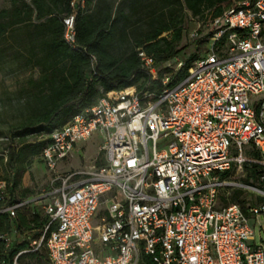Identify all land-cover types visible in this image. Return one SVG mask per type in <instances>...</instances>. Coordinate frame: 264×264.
<instances>
[{"label": "built area", "instance_id": "built-area-1", "mask_svg": "<svg viewBox=\"0 0 264 264\" xmlns=\"http://www.w3.org/2000/svg\"><path fill=\"white\" fill-rule=\"evenodd\" d=\"M84 6L73 0L64 19L73 47ZM199 31L192 36H208L207 54L181 81L165 77L155 100L142 102L135 86L111 91L42 132L50 177L39 189L22 182L35 194L13 197V141L0 135V215L11 220L0 238L23 246L10 264L42 251L49 264H264L249 222L264 217V0L237 1ZM139 57L156 80L153 57ZM95 133L103 144L93 164L59 172ZM247 165L258 168V185L242 180ZM236 190L255 194L247 214L230 202ZM28 208L45 221L26 231L18 218Z\"/></svg>", "mask_w": 264, "mask_h": 264}, {"label": "trees", "instance_id": "trees-1", "mask_svg": "<svg viewBox=\"0 0 264 264\" xmlns=\"http://www.w3.org/2000/svg\"><path fill=\"white\" fill-rule=\"evenodd\" d=\"M9 1L10 8L0 11V71L25 77L6 99L15 123L0 135L13 141L8 163L15 173L13 197L26 198L35 191L22 186L23 178L34 159L41 161L48 143L38 138L42 132L62 127L111 91L135 86L142 102L155 100L165 77H173L172 84L181 81L200 57L192 54L177 72L164 67L180 54L187 18L205 25L242 0H85L76 14L74 47L65 39L64 23L73 0ZM141 50L153 57L156 80L142 68ZM246 169L242 180L258 185V168ZM230 202L239 203L246 214L253 206L247 204L257 203L242 190L234 191ZM44 221L40 211L28 208L19 213L18 225L29 231ZM10 228L9 217L0 215V234ZM22 247L7 249L0 238V264L12 263ZM42 261L49 264L45 251L19 258V264Z\"/></svg>", "mask_w": 264, "mask_h": 264}, {"label": "rangeland", "instance_id": "rangeland-1", "mask_svg": "<svg viewBox=\"0 0 264 264\" xmlns=\"http://www.w3.org/2000/svg\"><path fill=\"white\" fill-rule=\"evenodd\" d=\"M11 6L9 0H0V11L4 9H9ZM200 30L199 35L203 31V25L197 20H193L191 17L187 18L185 24V32L181 43L177 47L180 50V54L170 61L172 67H176L178 63H185L186 60L194 53L199 56H204L207 54V50L210 46L209 41L200 40V36L193 37L192 34L195 30ZM24 75L16 78L12 74L0 71V133H8L11 125L15 123L13 119V109H10L6 105V99L8 95L14 92L20 81L24 79ZM103 140L101 136L95 133L86 142H80L78 148L80 150H75L72 153V157L69 162H60L58 165L59 172H66L78 169H88L93 161L101 153V145ZM50 177V170L48 169L45 162H41L34 159L30 165L28 175L26 177V185L31 188L39 189L42 184ZM248 198H254L255 194L252 192H246ZM249 222L255 230V239L252 241L256 245L264 247V217H250ZM13 244L16 242V236L14 234L10 235ZM40 264H46L42 261Z\"/></svg>", "mask_w": 264, "mask_h": 264}, {"label": "crops", "instance_id": "crops-1", "mask_svg": "<svg viewBox=\"0 0 264 264\" xmlns=\"http://www.w3.org/2000/svg\"><path fill=\"white\" fill-rule=\"evenodd\" d=\"M27 175H28V172L25 174V176H24V178H23L24 185H26V177H27ZM26 186H27V185H26ZM251 244H255V243H253V242L251 241Z\"/></svg>", "mask_w": 264, "mask_h": 264}]
</instances>
